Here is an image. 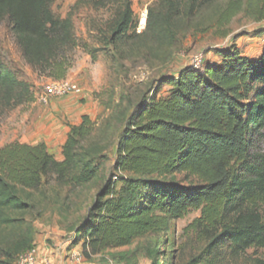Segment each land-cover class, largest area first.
I'll return each instance as SVG.
<instances>
[{
    "label": "trees",
    "instance_id": "16d2710c",
    "mask_svg": "<svg viewBox=\"0 0 264 264\" xmlns=\"http://www.w3.org/2000/svg\"><path fill=\"white\" fill-rule=\"evenodd\" d=\"M56 0H0V18H9L27 62L56 80L68 71L66 50L76 46L71 14L53 11ZM213 0H190L189 12ZM96 8L115 5L107 43L118 44L151 33L175 37L180 14L175 0L149 8L146 30L138 33L132 0H93ZM244 12L264 20V0H229L226 21ZM218 63L183 68L167 78L166 95L144 97L121 133L111 181L96 201L91 219L74 239L87 259L130 245L136 238L165 232L170 222L201 210L190 228L206 240L204 253L227 245L233 255L250 248L264 251V50L258 57L236 47L220 53ZM29 82L3 62L0 54V113L32 102ZM95 123L88 114L71 124L59 160L45 142L13 141L0 148V264H15L34 246L38 233L27 218L35 211L34 193L54 175L61 187L84 186L99 177L104 147L93 142ZM195 178L182 186L168 178ZM106 197V198H105ZM105 198V199H104ZM158 249L150 256L153 264ZM201 257L185 264H199ZM264 264V258L257 260Z\"/></svg>",
    "mask_w": 264,
    "mask_h": 264
},
{
    "label": "rangeland",
    "instance_id": "374dc122",
    "mask_svg": "<svg viewBox=\"0 0 264 264\" xmlns=\"http://www.w3.org/2000/svg\"><path fill=\"white\" fill-rule=\"evenodd\" d=\"M175 1L180 14L174 20L173 40L158 39L149 33L132 35L124 42L109 45L106 39L115 5L96 8L93 0H56L53 11L61 18L72 15L76 39V46L65 52L68 71L63 79L76 82L83 91L80 95L53 98L49 105L38 103L37 96L56 79L27 62L11 20L0 18L2 62L29 82L34 93L32 102L0 113V148L13 141L34 143L53 135L48 148L57 157L65 128L80 123L85 114L95 123L93 142L104 147L99 177L92 183L61 187L55 176L49 175L34 193L37 208L27 218L38 229V244L55 250L53 257L49 255L52 264H69L73 250L83 253L74 232L91 219L106 186L124 175L113 168V147L134 107L144 97L166 95L170 87L165 80L177 77L196 56H202L203 65L220 62V53L232 47L251 58L264 50V20L257 22L244 12L230 20L221 19L229 0H213L193 13L189 12L190 0ZM132 2L136 18L145 6L163 8L160 0ZM168 180L182 186L197 183L195 178L183 174ZM200 215L201 210H191L183 218L172 220L165 232L138 237L128 246L109 249L90 260L84 256L79 264H153L150 256L153 248L159 251V264H185L197 257H201L199 264H257V260L264 258V251L255 248L233 255L226 244L213 255L204 253L206 240L189 227Z\"/></svg>",
    "mask_w": 264,
    "mask_h": 264
},
{
    "label": "built area",
    "instance_id": "2783aa9c",
    "mask_svg": "<svg viewBox=\"0 0 264 264\" xmlns=\"http://www.w3.org/2000/svg\"><path fill=\"white\" fill-rule=\"evenodd\" d=\"M148 6L141 11L137 18L136 30L138 33H142L146 30L148 22ZM195 67L202 66V56H196L192 64ZM82 88L76 82L69 79L54 80L51 83L44 86V89L37 96V102L43 105H49L53 98H61L68 96L69 94L80 95ZM71 261H77L79 263L84 261L83 253L79 251H73L71 253ZM15 264H52V259L49 255H44L38 244L26 249L20 253L15 261Z\"/></svg>",
    "mask_w": 264,
    "mask_h": 264
},
{
    "label": "crops",
    "instance_id": "0c3cea01",
    "mask_svg": "<svg viewBox=\"0 0 264 264\" xmlns=\"http://www.w3.org/2000/svg\"><path fill=\"white\" fill-rule=\"evenodd\" d=\"M68 131H69V127H67V128H65V134L66 135H64V138L62 139V141H61V146L60 147H58L59 149L58 150H60L59 151V155L56 157L57 159H59V160H62L63 159V155H62V146H63V144H64V142H65V140H66V137H67V133H68ZM53 135L52 136H44L43 138H41L38 142H34V143H31L32 141H26V142H24V143H30V144H37V143H42V142H45L47 145H49V141L50 140H52L53 138ZM52 153H54V152H52ZM74 234H75V232H74ZM36 243L38 244V242L36 241ZM38 246H39V248H40V250H41V253L42 254H44V255H50V256H54V254H55V250H53V249H51V248H49V247H47L46 245H40V244H38ZM74 251V250H73ZM72 251V252H73ZM57 256H58V254H57ZM90 260V259H89ZM79 264V262H77V261H71V257H70V259H69V264Z\"/></svg>",
    "mask_w": 264,
    "mask_h": 264
}]
</instances>
